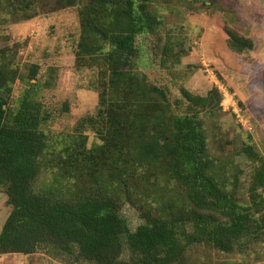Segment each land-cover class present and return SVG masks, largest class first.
<instances>
[{"label":"trees","instance_id":"obj_1","mask_svg":"<svg viewBox=\"0 0 264 264\" xmlns=\"http://www.w3.org/2000/svg\"><path fill=\"white\" fill-rule=\"evenodd\" d=\"M244 1L211 0L201 9H220L214 43L224 38L228 52L253 54L264 65V26L248 18L254 8L264 14V0ZM76 2L55 0L56 9ZM163 9L172 12L171 1L79 7L74 66L98 70L93 126L101 144L89 150L83 141L46 158L52 116L39 94L49 84L36 80L35 66L23 78L0 52V192L10 208L0 256L49 249L68 264H185L193 247L242 255L263 243L264 157L248 136L240 153L252 169L242 186L239 168L219 165L207 147L204 118L219 106L218 90L200 97L179 88L177 112L168 90L136 70L143 39L164 33L156 47L162 70L192 50L167 28ZM17 81L22 90L12 101ZM124 204L141 220L134 230L121 215Z\"/></svg>","mask_w":264,"mask_h":264},{"label":"rangeland","instance_id":"obj_2","mask_svg":"<svg viewBox=\"0 0 264 264\" xmlns=\"http://www.w3.org/2000/svg\"><path fill=\"white\" fill-rule=\"evenodd\" d=\"M27 1L29 6L26 9L24 5ZM76 1L74 6L64 9H56L55 0L0 1V52L14 58L13 66L18 68L23 78L29 74V67L35 66L38 68L36 80L40 84L46 81L49 84L39 94L44 109L52 116L45 127L47 159L64 155L66 148L83 141L87 150L101 144L97 133L99 125L96 131L93 126L97 124L94 118L98 109V70L77 69L74 66V52L80 33L78 9L87 0ZM169 1L174 10L163 9L166 26L185 47L191 46L192 50L181 58L178 66L162 70L158 66L159 52L156 47L164 33L154 39H143L136 70L154 85L168 90L169 99L177 112L178 106L174 102L178 100L179 88L200 97H205L212 89L218 90L219 106L212 116L204 118L207 147L219 165L227 166L229 171L233 167L239 168L240 184L243 186L247 184L252 169L240 153L248 136L255 150L264 157V65H257L253 54L228 52L224 38L218 37L214 43L217 31L222 28L220 9H201L202 4L211 0ZM224 1H233L237 6L245 2ZM237 11L242 20L243 11ZM248 18L264 26V14L260 9L254 8ZM139 42L141 39H138ZM21 90L22 84L17 81L12 101ZM64 105L68 108L65 113L61 112ZM237 114L243 118L244 125L239 122ZM9 212L6 197L0 192V230ZM121 215L131 230L141 223L135 209L128 204L122 205ZM68 262L65 256L49 249L30 256H0V264ZM185 264H264V241L242 255L193 247L185 258Z\"/></svg>","mask_w":264,"mask_h":264},{"label":"built area","instance_id":"obj_3","mask_svg":"<svg viewBox=\"0 0 264 264\" xmlns=\"http://www.w3.org/2000/svg\"><path fill=\"white\" fill-rule=\"evenodd\" d=\"M207 69H209V68H207ZM211 71V70H210ZM211 74H212V71H211ZM220 89V88H219ZM235 113H237V112H235ZM237 118L239 119V122L241 123V124H243L244 125V123H243V118L239 115V114H237Z\"/></svg>","mask_w":264,"mask_h":264}]
</instances>
